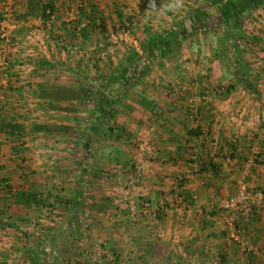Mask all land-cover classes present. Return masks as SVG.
I'll use <instances>...</instances> for the list:
<instances>
[{
	"label": "crops",
	"instance_id": "crops-1",
	"mask_svg": "<svg viewBox=\"0 0 264 264\" xmlns=\"http://www.w3.org/2000/svg\"><path fill=\"white\" fill-rule=\"evenodd\" d=\"M13 1L0 264H264V0Z\"/></svg>",
	"mask_w": 264,
	"mask_h": 264
},
{
	"label": "built area",
	"instance_id": "built-area-1",
	"mask_svg": "<svg viewBox=\"0 0 264 264\" xmlns=\"http://www.w3.org/2000/svg\"><path fill=\"white\" fill-rule=\"evenodd\" d=\"M15 15L14 1L3 0V19L0 21V37L2 40L8 42V30L7 23L13 19ZM124 34L128 33V30L123 31ZM31 38H29L28 44H31ZM27 44V45H28ZM27 47V46H26ZM25 51V50H24ZM9 65L8 61L3 54L0 57V91L1 85H5L9 78ZM183 201V197L178 198V202ZM264 203V191L260 189H251L246 184H240L236 192L229 198L224 200L221 204V210L227 214L230 222L236 223L239 215L247 212H253L258 206ZM152 206L149 202L143 204L144 213H148Z\"/></svg>",
	"mask_w": 264,
	"mask_h": 264
},
{
	"label": "trees",
	"instance_id": "trees-1",
	"mask_svg": "<svg viewBox=\"0 0 264 264\" xmlns=\"http://www.w3.org/2000/svg\"><path fill=\"white\" fill-rule=\"evenodd\" d=\"M47 11H49L50 13H52L53 11H52V8H48L47 9ZM46 10L43 12V15H42V18L44 19V20H49V18H50V15L48 16L47 14H46V12H47ZM124 78V77H123ZM126 78V77H125ZM124 78V79H125ZM82 92L81 91H78V92H75V91H72V92H70V91H66V90H64V89H58V88H56V89H51V90H44V92H43V96L44 97H54V98H57L58 100H62V99H79L80 98V94H81ZM84 96H85V98H88L89 97V95H87L86 93L84 94ZM98 110H100V109H98ZM103 110L106 112V110H108L107 108L105 109V108H103ZM110 113V112H109ZM108 115V112H106V116ZM107 117H105L104 116V119H106ZM103 122V123H102ZM101 125H104V121L102 120L100 123H99V127H101Z\"/></svg>",
	"mask_w": 264,
	"mask_h": 264
},
{
	"label": "rangeland",
	"instance_id": "rangeland-1",
	"mask_svg": "<svg viewBox=\"0 0 264 264\" xmlns=\"http://www.w3.org/2000/svg\"><path fill=\"white\" fill-rule=\"evenodd\" d=\"M89 221H91V219ZM73 264H80V262L79 261H75V263H73Z\"/></svg>",
	"mask_w": 264,
	"mask_h": 264
}]
</instances>
